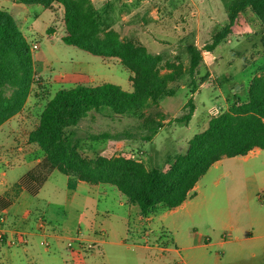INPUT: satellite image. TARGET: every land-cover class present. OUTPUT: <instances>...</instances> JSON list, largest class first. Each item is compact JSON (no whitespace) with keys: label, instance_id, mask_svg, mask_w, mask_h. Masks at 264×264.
<instances>
[{"label":"rangeland","instance_id":"374dc122","mask_svg":"<svg viewBox=\"0 0 264 264\" xmlns=\"http://www.w3.org/2000/svg\"><path fill=\"white\" fill-rule=\"evenodd\" d=\"M91 1L104 12L105 24L117 31L122 39L138 38L150 53L163 57L162 73L172 71L168 64H175L182 67V76L169 85L175 91L173 95L164 98L158 107L146 110L147 115L156 112L163 115V126L151 142L143 141L141 121L137 118L124 116L110 119L95 111L89 113L74 128L81 138V153L86 157L94 159L98 155L129 154L147 168H167L169 158L184 153L189 140L206 130L211 117L225 111L235 96L244 101L252 79L264 75V24L250 10L239 16L233 33L214 52L207 49L215 35L228 25L229 6L233 0ZM0 2V8L14 16L30 45L37 42L39 49L32 55L33 58L40 57L38 62L36 60L33 92L24 110L14 118L20 132L0 129L2 192L27 170L23 164H15L16 161L8 153L19 156L34 152L36 148L25 138L21 141V137H27L36 127L45 105L58 90L77 85L111 83L131 92L132 85L131 73L119 60L101 59L61 41L66 31L63 9L58 4L50 8L39 5L18 8L9 0ZM189 46H195L202 56L194 75L199 83L194 94L190 93L189 85ZM190 99L195 105L191 120L177 122L188 113L189 109L185 106ZM103 133H108L110 138L92 140V136ZM15 134L21 137H15ZM17 138L20 141L15 143ZM262 157H253L258 159V164L245 176L242 174L244 178L238 176L233 183L227 180L221 183V187H227L231 208L242 206L244 217L250 214L245 210L247 202L256 214L262 216L264 213V207L259 206L264 201ZM67 179V176L55 172L37 198L24 194L19 203L7 211L9 217H15L32 203L38 204L41 213L46 214L58 234L63 236L58 247H51L49 253L38 246L35 264H181L180 252L163 251L172 246V216L164 219L162 213L155 210L149 215L154 220L149 222V217L140 216L137 205L128 212L129 205H121L126 201L125 196L112 185H105L108 189L106 196L96 197L92 193L85 204L81 195L71 201ZM80 192L84 194L82 190ZM47 205L55 211L53 216L47 211ZM6 225V218L0 221V229L4 230ZM203 226L195 217L193 221L180 220V235L189 230H201ZM79 233L84 243L80 245L74 241L69 249L70 239ZM144 233L150 235L149 239H142ZM89 237L105 243L88 250ZM23 248L0 246V264H10L9 260L13 264H30V257ZM12 253L18 256L9 258Z\"/></svg>","mask_w":264,"mask_h":264},{"label":"trees","instance_id":"16d2710c","mask_svg":"<svg viewBox=\"0 0 264 264\" xmlns=\"http://www.w3.org/2000/svg\"><path fill=\"white\" fill-rule=\"evenodd\" d=\"M26 7L63 9L66 33L61 41L101 59H117L131 73L132 91L111 83L98 86L77 85L58 90L47 102L38 124L29 133L27 143L43 154L41 161L19 182L6 198H0V212L9 208L22 190L39 194L55 172L69 178L73 188L78 182L112 185L128 201L140 208L143 218L155 210L159 213L181 206L200 179L222 158L246 156L258 148L264 150V75L254 77L244 101L237 96L228 108L211 117L205 131L189 140L184 153L169 158L167 168L151 167L129 154L98 155L92 159L81 153V138L76 131L80 122L95 111L110 119L124 116L141 121L143 141L151 142L163 126L160 112L146 114L173 95L169 85L181 79L182 67L168 64L172 71L162 73L163 57L150 53L138 40H125L105 24V14L91 0H19ZM250 10L264 24V0H233L229 6V23L207 47L213 52L232 33L239 16ZM190 55V93L199 83L194 75L202 62L195 46ZM34 87V58L31 45L15 18L0 8V127L20 114ZM188 113L177 119L190 121L195 105L190 99ZM108 133L92 136L93 141L109 139Z\"/></svg>","mask_w":264,"mask_h":264},{"label":"crops","instance_id":"0c3cea01","mask_svg":"<svg viewBox=\"0 0 264 264\" xmlns=\"http://www.w3.org/2000/svg\"><path fill=\"white\" fill-rule=\"evenodd\" d=\"M9 2L18 8H24L25 6L19 0H9ZM34 44H37V42H34ZM39 59L40 57L34 56V72L37 71L36 60L38 62ZM74 75L79 76V74ZM15 117L4 123L0 129L7 128L8 131L9 129L17 130L18 124L14 119ZM18 130L17 132H20V130ZM13 132L10 131V133ZM16 136L17 134H15V137ZM17 137H21V135ZM23 138L28 141V136L21 137V141ZM19 141L20 138L14 140L15 143ZM35 148L34 152L21 154L19 156L11 152L8 153L13 157V160L16 161L15 164H23L27 167V170L12 184V186L0 192V198H6V196L11 193L10 190L14 184L19 182L25 174L41 161L43 154L37 147ZM35 156L37 158H35ZM254 156H263L260 164L264 169V150L258 148L252 150L246 156L235 158L224 157L216 162L207 174L200 179L190 192L189 198L181 206L170 211L162 212L161 217L164 219L169 215L174 218L173 229H171L174 238L171 239V245L175 247L173 249L171 246L170 248H165L163 251L180 252L181 264H264V213L262 216L256 214L257 212L255 213L254 208L247 202L245 210L250 214L248 217H244L242 206H237L232 209L229 203L228 191H226L227 187H221V183L225 180L233 183L238 176L244 178L242 174L245 176L247 171L258 164V159L253 158ZM206 178L208 179L206 180ZM105 185L106 184L90 185L85 182H78L73 188H70L69 178L67 179V188L72 195L71 201L76 196L81 195L83 196L82 202H84V204L92 193H95L96 197L101 195L106 196L108 194V189H106ZM81 190L84 194L80 192ZM40 192L36 196H32L27 191L22 190L19 196L13 201L12 205L0 212V214L6 216L7 225L5 226V231L7 232L8 239L15 236L14 234L16 231L25 233L28 239V243L24 245L18 244L16 246H9L6 243H0V246H7L8 249L10 247H24V252L30 257V264H35V261H37L38 246L42 247L45 253H49L51 247H58L63 236L58 234L56 228L52 226V221L46 218V214L44 215L41 213L38 204L32 203L22 214L15 217H9L7 211L12 208L13 205L19 203L24 197V194H29L33 198H37ZM128 202L126 198V201L121 203V205H129L128 212H131L134 205ZM261 203L264 204V201L262 200ZM263 204H259L260 208L264 207ZM47 209L53 216L55 211L50 206H48ZM232 213H234L233 217ZM40 217L49 225V233L47 234L39 232L36 227L37 219ZM194 217L203 223L204 226L200 228L201 230H189L184 235H180V220H184V222L193 221ZM139 219L141 220V217H139ZM153 220L154 217L148 218L149 222ZM149 237V234L144 233L142 239L146 240L149 239ZM87 239L95 245L105 243L103 240H96L90 237ZM44 243H48V246ZM158 249L160 248L158 247ZM95 250L96 249L92 252ZM15 256L18 255L12 253L9 258L13 259ZM9 261L10 264L14 263L11 260Z\"/></svg>","mask_w":264,"mask_h":264},{"label":"built area","instance_id":"2783aa9c","mask_svg":"<svg viewBox=\"0 0 264 264\" xmlns=\"http://www.w3.org/2000/svg\"><path fill=\"white\" fill-rule=\"evenodd\" d=\"M39 49V46L37 44H33L31 46V52H35L36 50ZM6 218L5 215L3 214H0V221H4ZM3 224V223H2ZM36 227L38 229L39 232H42L44 234H47L49 233L48 231V227L49 225L47 224V222L42 218H38L37 219V223H36ZM15 236H13L11 239H8L7 238V232L2 229H0V243L3 244V243H6L8 244L9 246H16L18 244H27L28 243V239H27V235L25 233H22V232H19V233H15L14 234ZM83 236L79 233L76 237L70 239V242L68 243V247L69 249H71L73 247V242L74 241H77L79 242V244H83L84 242H82V238ZM46 246H48V243H44ZM95 247V244L90 242L88 247L86 245V249L90 250V249H93Z\"/></svg>","mask_w":264,"mask_h":264}]
</instances>
